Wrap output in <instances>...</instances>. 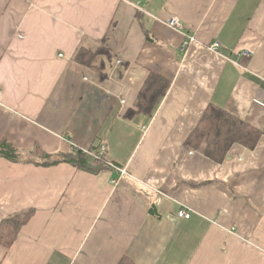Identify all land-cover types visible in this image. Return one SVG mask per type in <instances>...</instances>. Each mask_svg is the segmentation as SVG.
<instances>
[{
	"label": "crops",
	"instance_id": "obj_1",
	"mask_svg": "<svg viewBox=\"0 0 264 264\" xmlns=\"http://www.w3.org/2000/svg\"><path fill=\"white\" fill-rule=\"evenodd\" d=\"M101 46L102 79L76 60ZM151 70L167 93L126 117ZM211 102L260 129L257 145L219 162L205 138L187 144ZM1 142L31 159L0 157V221L35 211L0 264H264V0H0ZM101 145L97 170L33 156Z\"/></svg>",
	"mask_w": 264,
	"mask_h": 264
},
{
	"label": "trees",
	"instance_id": "obj_2",
	"mask_svg": "<svg viewBox=\"0 0 264 264\" xmlns=\"http://www.w3.org/2000/svg\"><path fill=\"white\" fill-rule=\"evenodd\" d=\"M103 55L109 58V50L105 46H101L95 52L80 49L76 55V60L83 65L96 69L102 79L105 76ZM170 85L171 81L167 77L155 70H151L137 94L135 108H129L125 116L131 118L137 113L153 114ZM261 134V130L257 127L211 102L206 107L201 120L194 128L192 135L187 139L186 143L198 146L201 139L205 138L204 153L213 160L221 162L232 144L239 142L247 147L254 148ZM29 155L32 154L30 153ZM2 156L14 161L31 159L27 157L28 155L15 149L7 142L0 143V157ZM33 156L39 157L36 160L39 163L66 161L81 168L99 169V167L92 168L89 165L87 154L78 148L52 159V155L36 147ZM34 211V208H28L23 211L12 212L3 218L0 221V244L6 248H10L17 239L22 227L34 214ZM119 264L135 263L124 257Z\"/></svg>",
	"mask_w": 264,
	"mask_h": 264
},
{
	"label": "built area",
	"instance_id": "obj_3",
	"mask_svg": "<svg viewBox=\"0 0 264 264\" xmlns=\"http://www.w3.org/2000/svg\"><path fill=\"white\" fill-rule=\"evenodd\" d=\"M166 24L168 26L174 28L175 30L181 32L184 35L185 39L183 41V45H186V44L190 43L191 41L195 40L194 34H191L189 31H187L185 24L182 22V20L179 17L174 16V15L170 16L169 18H167ZM206 47L208 50L220 53V49L222 47V44L218 40H213V41L209 42ZM253 53H254V51L252 49H242L238 52V55L236 56L237 58L236 57L235 58L230 57V58L234 62L239 63L238 59L250 57V56H252ZM118 62H120V61H118ZM123 101L124 100H122V102ZM105 149H106L105 146L101 145L97 152H93L92 149H88V148L83 149V151L85 153H87L88 155H91L94 158V162H93L94 165H99L100 163H102L101 154H103ZM111 166L114 168H117L121 174L127 173V170L125 167H122V168L117 167L114 164H111ZM191 215H192V210L187 208L186 206H183L177 212V216L180 218H189Z\"/></svg>",
	"mask_w": 264,
	"mask_h": 264
}]
</instances>
